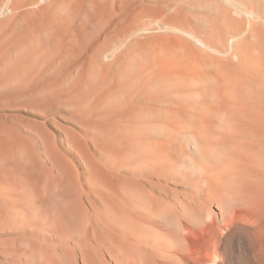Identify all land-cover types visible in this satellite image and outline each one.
<instances>
[{"label":"bare ground","instance_id":"obj_1","mask_svg":"<svg viewBox=\"0 0 264 264\" xmlns=\"http://www.w3.org/2000/svg\"><path fill=\"white\" fill-rule=\"evenodd\" d=\"M0 264H264V0H0Z\"/></svg>","mask_w":264,"mask_h":264}]
</instances>
